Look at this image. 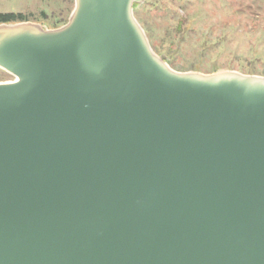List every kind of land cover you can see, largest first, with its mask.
<instances>
[{"label":"water","instance_id":"obj_1","mask_svg":"<svg viewBox=\"0 0 264 264\" xmlns=\"http://www.w3.org/2000/svg\"><path fill=\"white\" fill-rule=\"evenodd\" d=\"M145 2L0 24V264H264V77L174 71Z\"/></svg>","mask_w":264,"mask_h":264},{"label":"rangeland","instance_id":"obj_2","mask_svg":"<svg viewBox=\"0 0 264 264\" xmlns=\"http://www.w3.org/2000/svg\"><path fill=\"white\" fill-rule=\"evenodd\" d=\"M74 7L75 0H0V13L31 14L29 22L50 29H56L53 15L66 25ZM41 11L48 19H40ZM134 16L153 51L166 56L174 71L264 77V0H146ZM10 81L0 70V83Z\"/></svg>","mask_w":264,"mask_h":264},{"label":"trees","instance_id":"obj_3","mask_svg":"<svg viewBox=\"0 0 264 264\" xmlns=\"http://www.w3.org/2000/svg\"><path fill=\"white\" fill-rule=\"evenodd\" d=\"M60 5V3L58 4ZM33 15L29 14H23V13H0V24L3 23H19V22H28L33 19ZM40 19L46 20L48 19V14L45 11L40 12ZM52 27H59L63 25L66 20H63L61 16H54L52 17ZM182 31V27L180 25V30L179 32ZM2 72V71H1Z\"/></svg>","mask_w":264,"mask_h":264}]
</instances>
